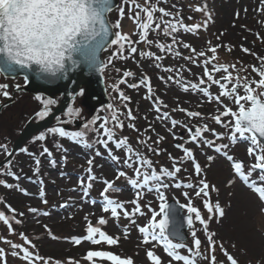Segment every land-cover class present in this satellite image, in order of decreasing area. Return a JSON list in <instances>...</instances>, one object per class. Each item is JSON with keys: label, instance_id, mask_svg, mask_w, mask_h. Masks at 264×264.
Returning <instances> with one entry per match:
<instances>
[{"label": "snow or ice", "instance_id": "obj_1", "mask_svg": "<svg viewBox=\"0 0 264 264\" xmlns=\"http://www.w3.org/2000/svg\"><path fill=\"white\" fill-rule=\"evenodd\" d=\"M160 3L161 0H155V2L143 0L142 3L141 0H123V6L118 8V19L112 23L108 19V14L113 11V0H0V73L15 74L23 71L25 84L29 83V73L38 79L52 82V80L67 78L66 73L81 64L85 65L89 71L103 74L110 65H113L114 60H126L138 52L141 58H149L156 62L155 67L161 68L162 65L159 62L164 57L151 51L138 49L137 45L141 43L148 46L154 44L160 52L171 53L177 57L181 56V53L175 50V46L181 44L184 49L190 50V54L184 56L183 59L197 66H201L197 58H204L203 72L198 77L197 83L185 81L179 74V69L175 70L177 73L175 77L169 75L166 78V82L177 84L182 91L186 93L189 91L198 92L208 103L216 104L215 114H210L207 117L199 111H189L179 106L172 109L173 112L178 111L190 119L205 120L204 123L190 126L188 123L173 119L169 112H162L163 102L158 97L154 98L150 78L147 75L142 74L139 83L128 84L129 88L136 89L144 86L147 89L146 98L153 100V109L158 114L157 119L170 123L171 127L168 131L172 133L174 139H182L177 137L173 131L177 127L187 131L188 139L184 143L175 144L182 155L176 158L169 154V159L172 160L171 168L160 167L157 170L153 160L140 152L139 149H134L127 136L117 137L116 130L125 127L120 118L121 115L127 117L129 129L139 132L135 124L131 122L136 119L131 109L121 113L118 107L109 103L106 106V111L110 113V116L96 115L87 120L79 130L66 129L63 125L69 124L81 115V109L75 106V101L78 96L85 94L84 88L69 93L73 102L67 105L63 113L67 119H61L60 116H57V126L49 127L46 131L48 134L66 138L84 147L92 146L86 136L90 131L95 132V144L106 149L113 162L122 163L125 169L132 170L133 176L131 177L126 171L117 169L114 180H103L105 187L101 192L103 197L102 211L110 213V216L116 220H119L122 215L139 232L141 236L140 245H152L145 253L150 264H164L162 257L154 251L157 246L162 247L163 252L169 258L167 264H173V262L176 264H199L200 260L206 261L207 264H217L215 255L217 247L220 248L226 258V264H239V261L227 251L222 242L218 244L215 238L217 234L209 231V222L213 219L219 221L226 213L219 201L215 203L211 201L210 192H218L219 190L215 185H210L204 177V169L197 161L193 150L185 145L193 143L201 148L212 149L214 153L223 156L230 162L234 176L238 177L254 192L261 202H264V56L258 55L252 49L241 45V50L244 53L255 57L256 64L247 67L241 65L238 68L236 64L213 63L217 60V48L221 45L209 46L207 52L212 55L208 56L205 51H197L191 44L176 39V34L181 30L185 33H196L202 26H207L206 22L203 25L185 24L179 18L180 13L178 11L173 13L164 7H159ZM260 4L264 6V0H260ZM172 7L175 8L176 5H172ZM195 10L203 11L199 7ZM258 11L264 12V7ZM157 13L159 16L156 15ZM238 15L239 13H237ZM125 17L133 22L135 32L122 31V21ZM167 17L172 19H165ZM161 30L165 37H171L170 44L148 39L150 33L159 34ZM134 35L138 39L133 40ZM256 36L257 39L264 40V37H260L258 33ZM106 49L114 50L109 55L107 62H104L98 58V53ZM228 51H231V48H228ZM249 68L251 72L248 71ZM116 71L119 72L120 69H116ZM163 71L171 73L174 69L168 67L163 68ZM234 72L235 75H233ZM218 73H223V75L217 78L216 74ZM241 73H245V75H241ZM133 76L132 71H123L122 78L112 85L113 91L118 93L116 99L126 109L128 107L126 102L130 100V97L120 90L119 84L127 83V78ZM161 79L165 78L161 77ZM212 86L218 88V92L215 94L210 90ZM15 87L17 90L20 89L19 84ZM8 89V84L0 83V95L9 98L11 94ZM35 100L41 106L35 112V119L37 120L47 118L59 102L58 99L40 95L35 96ZM225 100L234 105L235 110L226 104ZM163 107H167V105H163ZM225 117L230 119L225 120ZM208 121L225 128L227 132H217ZM151 130L153 129L149 125V128L145 129V133ZM157 136L158 139L154 143L159 145L165 137L159 134ZM209 136L212 138L210 139ZM225 138L230 143L218 142ZM34 139L45 141V132H41ZM149 139L150 137L138 138L137 143L144 145L148 152L159 155L160 149L149 145ZM238 142H246L247 155L254 160L250 165L246 166L242 160H238L229 154L230 145L234 146ZM110 144L114 145L115 149L122 150L124 153L122 160L121 157L113 154V149L109 148ZM56 147L59 148L60 145L57 144ZM0 150L7 156L12 155L6 144H0ZM21 151L27 152V149H21ZM40 154L52 156L49 148L43 145ZM101 155V151L97 149L95 156ZM205 155L208 162L207 166L211 167L216 156ZM185 161L191 162L193 173L197 178L195 183L191 182L190 179L186 181L179 175L182 171H188L181 167ZM10 163L11 161L8 162V164ZM40 163L39 159L35 160L37 172ZM88 165L87 183L83 179L79 181L85 194L92 188V182L98 179L93 174V159L88 160ZM6 174L15 176L10 170H7ZM15 178L19 179V177ZM121 178H127V183L137 189L135 198L127 202L114 200L107 195L110 191H122L121 188L115 186V181ZM233 182V180H229L228 184L231 185ZM0 185L7 188L13 187L12 184H8L4 180H0ZM15 187L24 195H30L26 189L20 188L19 185ZM173 188L190 190L181 193L186 203H179L177 200L179 208L186 210L184 221L191 235L190 245L184 242L179 232L173 227L176 209L169 204L167 196V192ZM144 189L155 194V198L159 202L158 210L153 208L151 203L141 205L140 201L143 199ZM39 196L43 203H47V200L44 199L45 192L42 185ZM196 199L202 201L203 208L208 213L207 218L202 215L201 209L195 205L194 200ZM126 203L132 205L131 210L125 206ZM7 207L13 216L10 218L5 212L0 211V222L7 226L10 234H14L12 221L15 220L16 224H20L22 221L15 219V209H12L11 206ZM142 208H147L150 216ZM29 211L32 213L39 212L36 208H30ZM261 212H264V208H261ZM40 214L47 215L48 213ZM19 215L22 216L23 213ZM136 217H145L146 223L141 226L137 223ZM85 219L87 220V217ZM197 223L202 226L206 238V247L203 251V242L196 229ZM106 224L107 219L103 216L97 219L95 225L88 221L85 229L86 234L82 237H72L71 242L75 245L81 244L82 241H87L92 245H118L121 237L109 235L102 230V226ZM129 235V228L125 226L123 236L127 239ZM19 236L23 244L0 237V240L11 249L10 254L13 257H18L25 264H52L50 259L41 257L37 252L30 250L35 245L32 244L28 236L23 232ZM53 238L55 239V237ZM7 255L5 248L0 247V264H7ZM84 259L89 264H97V262L103 264L105 261L109 264H135L131 257H122L102 249L88 250ZM55 264H60V262L57 261ZM67 264H78V262L69 258Z\"/></svg>", "mask_w": 264, "mask_h": 264}, {"label": "rangeland", "instance_id": "obj_2", "mask_svg": "<svg viewBox=\"0 0 264 264\" xmlns=\"http://www.w3.org/2000/svg\"><path fill=\"white\" fill-rule=\"evenodd\" d=\"M142 2L143 0H141V3ZM153 2H155V0H153ZM172 5H176V7L173 8ZM121 6H123V0H120L119 5L113 8V11L109 14L112 23L118 19V8ZM158 6L164 7L173 13L178 11L180 13L179 18L188 25H203L206 22L207 26H202L196 33H185L181 30L176 34V39L177 41L191 44L197 51H205L208 56L212 55L210 52H207L209 46L215 47L221 45V47L217 48V60L213 61V63L236 64L238 68L241 67V65L247 67L256 64L257 60L255 57L244 53L241 50V45L252 49L258 55L264 56V40L257 39L256 36L258 33L260 37H264V23H261V21H264V12L258 11V9L264 6L260 4V0H166V2L165 0H161ZM197 7L203 9V11H196L195 9ZM237 13H239L238 16ZM165 19L172 18L167 17ZM122 31L127 33L136 31L133 22L127 17L122 21ZM161 33L163 34L162 30ZM156 35L158 36L159 34L156 33ZM137 38L138 37L135 35L132 37L133 40ZM166 41L164 42L163 39L159 40L161 43L170 44L171 37H166ZM137 46L138 49L161 55L164 59L159 62L162 65L161 68L155 67L156 62L149 61V58H144V60L140 59L141 73L134 76L137 77L134 78V83H139L142 74L148 76L152 71L159 70L164 73L163 68L171 67L174 69L173 72H167V74L164 75L165 79H162V83L155 89L156 94L153 93L154 98L158 97L163 102V105H167V107L161 106L162 112L167 111L173 119L188 123L190 126L204 123L205 120H200L199 118L190 119L178 111L173 112L172 109L179 106L189 111H199L205 117L210 114H215V109L217 107L215 103H208L198 92L189 91L186 93L182 91L177 84L166 82V78L169 75L175 77L177 75L175 70L179 69V74L185 81L197 83L198 77H200L203 72L202 65L204 58H197L201 66L185 61L183 57L189 55L190 50L184 49L181 44L175 46V50L181 53L179 57L171 53L160 52L154 44L148 46L141 43ZM228 48H231V51H228ZM137 54L136 56L141 57L139 52ZM136 56L132 60L138 62ZM132 60L131 66L136 64L132 62ZM209 68H211V65H209ZM188 69H190V71H188ZM248 71L251 72V69L249 68ZM220 75H223V73L216 74V77L219 78ZM233 75H235V72ZM241 75H245V73H241ZM4 82L5 80L0 78V83ZM132 82L133 79L130 80V83ZM130 89L135 91L133 88ZM210 90L214 94L218 92L216 86H212ZM136 92H138V99L135 105L138 103L139 105H146V111L149 113L150 119L149 123H146L145 119L137 117L132 123H134L137 128H141L145 125H152L151 127L153 130L147 133H145V130H140V134L137 135V131L128 129L131 139L135 141L133 148L139 149L140 152L152 159L154 167L157 170L160 167L171 168L172 160L169 159V154L176 158L182 155L181 151L175 147V144L184 143L188 139V133L186 130L177 127L173 131L177 137H181L182 139H174L172 133L168 131L171 127L170 123L162 122L157 119L158 114L153 109V100L146 98L148 95L147 89L141 86L136 88ZM241 94L243 93L241 92ZM225 103L229 104V106L235 110V106L229 101L225 100ZM39 107L41 106L39 102L35 100V96L30 94L16 95L14 103L8 107L9 110L6 109L5 113L7 115L5 116V122L11 129L6 134L9 136V143L18 136L17 133H19L28 119H35V112ZM224 119L227 120L230 118L225 117ZM208 122L217 132H227L225 128L210 121ZM148 128L149 126L146 129ZM157 134L165 137L159 145L154 143V141L158 139ZM87 136L92 137V132ZM49 137L56 136L51 134H49V136L46 135L47 143L50 141ZM145 137H150L148 140L149 145L153 148L158 147L160 149L159 155H152L151 157L147 148L137 143L138 138ZM153 137L155 138L154 141H152ZM209 138L211 139L212 137L209 136ZM60 139L63 146L66 148L65 150H60L59 153L57 150H54L53 153L56 155L55 159L54 157L49 158L48 156L42 155L41 157H37L34 155V151L28 148L27 155L20 154L14 160L12 166L13 171H17L13 173H15V176L19 177V179L17 180L14 178L12 181L15 182L16 185H19L20 188L26 189L30 195H24L13 186L11 198L13 201L16 200V203L9 201L14 204L15 219L21 220L22 223L16 224L15 220H13L12 226L14 234H10L7 226L0 222V237H4L14 243L23 244L19 236V234L23 232L29 237L32 244L35 245V247L30 250L37 252L41 257L50 259L52 264H55L57 261H59L60 264H67L69 258L65 259V252H70L69 255L72 256L70 258L78 262V264H89V262L84 259V256L90 249H102L111 251L122 257H131L135 264H150L145 253L152 245H140L141 236L139 232L122 215L119 220H116L110 216V213L102 211L103 197L101 196V192L105 187L103 180H114L117 169L126 171L128 176L131 177L133 176L132 170L125 169L122 163L117 164L113 162L107 150L102 146L90 143L92 146L85 149L83 145L82 147L81 144L74 142L72 145L75 148L71 149L68 148V139ZM218 142L230 143L227 138ZM71 143L73 142L71 141ZM185 146L193 150L197 161L204 169V177L210 185H215L219 190L218 192H210L211 201L213 203L219 201L226 213L219 221L213 219L209 222V231L217 234L215 238L218 244L222 242L227 251L239 261V264H264V212H261V208H264V202H261L254 192H252L238 177L234 176L230 167V162L223 156L214 153L212 149L201 148L193 143H187ZM109 148L117 150L112 144L109 145ZM97 149L101 151V156H95V151ZM246 149V142H238L234 146L230 145L229 154L238 160H242L247 166L253 163L254 160L247 155ZM113 154L121 157V160L124 157L123 152L120 154ZM205 154L216 156V160L211 167L207 166L208 162ZM35 158H38L41 162L38 172L36 171ZM90 158L93 159V174L98 177V179L92 182V188L85 194L79 181L83 179L85 183H87L86 176L87 168L89 167L88 160ZM181 167L186 168L188 171H182L179 174L180 177L185 178L186 181L190 179L191 182L195 183L197 178L193 173L191 162L185 161ZM9 179L10 178H8V181L10 182ZM229 180H233L234 182L229 185ZM41 185L43 186L45 192L44 199L47 200V203H43L39 196ZM115 186L121 188L122 191H110L107 193L110 198L122 202H127L135 198L137 189H134L127 183V178L116 180ZM183 191L190 190L183 188L170 189L167 192L168 201L173 199L175 201L178 200L179 203H186L181 194ZM143 192L144 196L140 201L141 205L151 203V206L158 210L159 202L156 200L155 194L148 192L147 189H144ZM0 195V197L3 198V194L0 193ZM93 201H95V203H93ZM21 202L24 205L26 204V206L22 207ZM194 203L201 209L202 215L207 218L208 213L203 208L202 201L196 199ZM64 205L67 206L65 207ZM125 206L129 210L132 208V205L128 203H126ZM30 208H36L39 212L32 213L29 211ZM142 210L150 216L147 208H142ZM21 212L23 213V220L19 217ZM45 212L48 214H40ZM183 212L186 214L185 209H183ZM6 215L10 218L13 216V214ZM101 216L107 219V224L102 226V230L109 235H119L121 237L118 245H92L87 241H82L81 244L75 245L71 242L72 237H82L86 234L85 229L88 221L95 225L97 219ZM85 217H87V220ZM136 219L137 223L141 226L146 223L145 217H136ZM23 225L28 228V231L22 227ZM125 226L129 228L130 232L127 239L123 236V229ZM196 229L199 238L203 242V251L206 247V238L203 234L202 226L198 223L196 224ZM187 232L188 238L185 243L190 245L191 235L188 228ZM53 237H55V239ZM138 245L140 246L138 247ZM0 247L5 248L8 253L7 264H25L23 260L18 257H13L10 254L11 249L7 244L3 243L2 240H0ZM43 249L44 252L42 251ZM154 251L162 257L164 264H167L169 258L163 252L162 247L157 246ZM215 255L217 264H226V258L223 256L219 247L216 248ZM97 264H100V262H97ZM103 264H109V262L105 261ZM173 264H176V262H173ZM199 264H207V262L200 260Z\"/></svg>", "mask_w": 264, "mask_h": 264}, {"label": "water", "instance_id": "obj_3", "mask_svg": "<svg viewBox=\"0 0 264 264\" xmlns=\"http://www.w3.org/2000/svg\"><path fill=\"white\" fill-rule=\"evenodd\" d=\"M117 3L118 0H113L114 8L116 7ZM102 52L103 51L98 53V58L100 60ZM1 74L4 75V77L8 78H13L16 76L24 77L23 71H19L15 74ZM66 77L67 78L65 79H58L52 80V82H46L45 80L38 79L35 75L29 73V83L25 84L24 87H20L19 90H23L24 92H31L33 94H44L51 98L57 94H61L62 96L57 107L53 109L52 113L47 118L40 122L28 123L26 125L23 131L19 133L20 135L14 140L12 144L13 148L11 153L17 151L23 145L25 140L28 139L34 132L50 125L54 116L61 113L69 104L71 100L69 93L77 91L76 89H78L79 86L84 85L85 94L83 99L85 104L90 106L91 110L98 109V107L108 103L107 95L104 89L105 87L103 84L102 74L95 71H89L85 65L81 64L77 68L67 72ZM10 101L11 100L5 102V104L3 103L0 108L3 105H6V103H9ZM9 157L10 156H7L5 160L0 162V165L7 162ZM169 204L176 209V215L174 218L175 223L173 227L176 228L180 236L185 241L187 239V225L184 221L185 214H182V209L179 208V204H177L176 202L170 201Z\"/></svg>", "mask_w": 264, "mask_h": 264}, {"label": "flooded vegetation", "instance_id": "obj_4", "mask_svg": "<svg viewBox=\"0 0 264 264\" xmlns=\"http://www.w3.org/2000/svg\"><path fill=\"white\" fill-rule=\"evenodd\" d=\"M12 86L9 87L8 91L10 92V94L12 93ZM11 96V95H10ZM55 99H58V97H56ZM14 103V102H12ZM12 103H10L9 105L5 106L1 111H0V144L4 143V144H8V140H9V136L6 135L11 129L10 127L7 126L6 122H5V116H7L6 113V109L9 110V106L12 105ZM75 106L79 107L81 109V115L79 118L73 120L72 122H70L69 124L63 125L66 129L68 130H79L82 128L83 124L91 119V114H90V110L87 109L86 106H84L81 102L80 97L76 98L75 101ZM40 108V107H39ZM39 108L37 109V111L39 110ZM8 112V111H7ZM64 113V112H63ZM60 114L59 116L61 117V119H67L66 117H64V115ZM76 124H82L81 128H77ZM53 126H57V121L56 118L54 119V122L52 123V125L50 127ZM22 129V128H21ZM11 143V141H10ZM7 147H9V145H7ZM3 151L0 150V159L3 157ZM6 170L7 168H3L0 169V180L1 177L4 176L6 177Z\"/></svg>", "mask_w": 264, "mask_h": 264}, {"label": "trees", "instance_id": "obj_5", "mask_svg": "<svg viewBox=\"0 0 264 264\" xmlns=\"http://www.w3.org/2000/svg\"><path fill=\"white\" fill-rule=\"evenodd\" d=\"M162 37L160 36V33L159 35L157 36L155 32H152L149 34V37L148 39L150 40H160ZM131 64V60L129 59H126V60H119L118 62H115L113 65H111V67L109 66L107 69H106V77H111L114 75V78L116 81H119L121 78H122V73L125 69V67H127V65H130ZM116 68L120 69L119 72L116 71ZM113 73V74H112ZM158 72L157 71H152L149 73L148 76H150L151 78V81H152V86L155 87L157 89V86H159L161 84L160 82V75L157 74ZM115 81V82H116ZM124 84H119V88L121 91H124L125 88H124ZM112 93L114 94H118L117 92L113 91ZM130 93V92H129ZM133 103H135V99L133 100ZM134 105L132 104V107L133 108ZM14 202L16 203V200H14ZM44 252V249L42 250ZM46 251V250H45ZM70 252H65L64 253V256H70L69 255Z\"/></svg>", "mask_w": 264, "mask_h": 264}]
</instances>
